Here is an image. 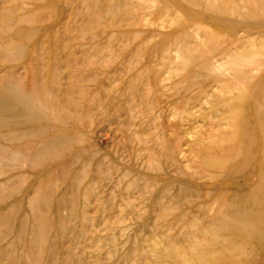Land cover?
<instances>
[{"label": "bare ground", "instance_id": "1", "mask_svg": "<svg viewBox=\"0 0 264 264\" xmlns=\"http://www.w3.org/2000/svg\"><path fill=\"white\" fill-rule=\"evenodd\" d=\"M114 1L0 0V264H130L133 238L141 264H264V73H251L264 67L259 58L264 52L242 51L245 39L221 51L224 34L218 33L199 54L185 47L181 62L168 70V104L183 105L174 117L189 118L192 105L206 103L235 129L218 132L219 144L228 145L224 154L200 145L204 170L224 171L225 179L198 183L180 171L164 123H156L166 121L165 112L144 98L149 89L140 91L130 77L131 98L123 103L113 83L117 74L102 73L92 98L66 73L75 68L72 59L61 58L71 37L68 9L78 5L80 19L73 17V24L80 25L81 38L93 42L124 2ZM164 1L193 23L264 37V0ZM173 38H165L160 48L170 50ZM220 56L225 61L214 62ZM19 68L28 85L17 76ZM213 87L217 93L209 95ZM233 87L235 104L223 96ZM97 128L104 133L99 140ZM118 134L133 144L124 147L129 162L121 160ZM110 135L111 149L102 142ZM205 137L212 144L217 139L213 133ZM232 162L233 169H226ZM234 179L242 182L232 187ZM188 191L200 201L193 210L180 196ZM93 205L106 224L90 223ZM153 207L160 213L149 212ZM154 213L157 221H149Z\"/></svg>", "mask_w": 264, "mask_h": 264}, {"label": "rangeland", "instance_id": "2", "mask_svg": "<svg viewBox=\"0 0 264 264\" xmlns=\"http://www.w3.org/2000/svg\"><path fill=\"white\" fill-rule=\"evenodd\" d=\"M147 1V6L141 7L142 5L140 3H142V0H124L120 8L114 10V12L112 11L113 14H111V12L110 16L106 20L104 19L107 24L112 25V27H109L107 26V24H105V28H101L98 30V32L101 31L102 37L93 42L86 41L81 38V30L79 29L80 25L73 24V17L75 19L77 18L78 20L80 19L77 13L78 5L72 11H69L68 9L66 18L68 23L65 26L70 30L71 37L70 40L68 39L65 43H63L67 48L66 50L64 48L65 53L62 52L61 58L64 62H68V60L70 61L72 59L71 61H74L75 68L66 70V73L67 75H73V77L76 76L75 78L78 82L79 87L84 88V91L86 92L88 97L92 98H94L95 96V81L97 82V79L100 78V74L103 73L105 75H114L116 73L117 76L113 80V83L119 95H122L121 99H123V103L127 99L131 98L132 93L129 89L131 83L129 84V80L130 77H134V82H132L133 85L138 87L140 91H143L144 88H147L150 91V93L148 95L146 94V97L144 98L149 97V100H151V102L154 101L153 107L163 108V112H165L164 114L166 121H156V123L157 126H160V124L163 125L164 123V127L167 131V137L171 140L172 149L176 153L177 159L180 164V171L182 172V174L185 177L195 178L196 182L201 184H212L218 181H222L225 179L224 171H219L216 172V174H213L212 172L204 170L207 168L203 167L204 154L200 151V145L211 144L213 149L218 151L220 154H224L228 145L226 143H224L223 145L219 144L220 141L218 139V132L222 130L231 134L235 131V129L233 127L227 126L226 123L222 121L219 114H217L218 109L214 110L210 106L211 104L207 105L206 103L203 104V108H201V106L197 107V105H192L191 110H189V113L191 115V117L189 118H187L186 114H182V116L179 115L180 117H182L181 119L180 117H174V113L179 114V112L183 110V105L181 103H177L176 105H172L174 103L168 104L171 93H169L168 89H166L165 86L171 83L170 81H167L171 78V76L167 72L169 69L174 68L176 64L181 62L178 57L183 54L182 51L185 49V47L190 46L193 50V55L199 54L200 51L203 50L208 44L207 41L210 35L218 36V33L222 35L224 34L223 39L219 43V49L221 51L225 50V48L230 49L231 44L235 40L245 39L244 47H242L241 50H250V47H252L251 51L258 53L264 52V37L256 34L255 38L254 35L250 36L244 31H239V33L232 35L231 33H227L225 29L220 30L213 25H207L205 22L203 24H198V22L193 23V21H191L187 16L181 13V11L175 9L171 5H167V3H165L166 1L164 0ZM114 2L115 1L113 0V3ZM246 12L247 11H244V13ZM70 16L71 19L68 18ZM231 18L240 20V18L238 17ZM198 26L200 28H198ZM111 35H114L115 39L111 40ZM172 36H174V38L168 45L170 50H162L160 47L163 43V40ZM108 46H112V49H108ZM232 52L234 53L235 50H232ZM67 56L68 59H66ZM259 58L264 62V56L262 58ZM225 59V56H220L217 57L214 62L225 61ZM129 68L131 69L130 72H128ZM25 73L26 72L21 68L16 70L17 76L21 79L24 78L23 80L25 85H28L29 80L27 78L25 79ZM251 73L252 76L259 77L264 73V67ZM141 76L142 78L140 79ZM226 77L232 79L228 72L226 73ZM176 78L179 79L180 77ZM86 87L88 88L86 89ZM217 90V87L209 89V95L217 93ZM71 91L74 92L75 89ZM88 92L90 94H88ZM79 93L75 94L74 96L75 102H78L81 99V95ZM237 93V87H233L231 88V95L226 94L223 96L229 98L231 103L235 104L237 100ZM211 108L212 112L210 114L209 110ZM168 109H170L171 112H167ZM98 125H100L99 122H97V126ZM212 125L216 126V129H213L214 131L211 128ZM174 129L178 130L173 136ZM104 130L108 132L110 129L104 126ZM93 132L96 135V139L98 140L101 139L100 135L104 134L102 133L103 131H101L100 128L95 129ZM212 133L216 134L217 136L216 142H213V144L209 141H206L207 138L205 137L206 135H210ZM103 139L102 142L105 148H108L110 146L109 148L111 149L114 145L112 141V135H110L107 139ZM202 139H205V143L201 141ZM115 143L118 147L120 146L121 160L124 159L125 161L129 162L130 153L124 147L126 144L130 145V147H133V144H131L129 141L126 143V140L120 134H118ZM136 145L138 146V144ZM142 155H144V153H142ZM162 160V164L164 166L165 159ZM135 164L137 163L135 162ZM232 166L233 162L230 163L226 169H233ZM168 169H171L172 173H174L173 171L176 170L172 167H168ZM239 182H242V180L234 179L230 181V184L232 185V187H235L237 186V184L235 183ZM232 191L233 188L229 189L227 192L233 193ZM81 194L82 188L79 190L78 195L80 203L82 200ZM182 194L183 195L180 196L181 199H183V203L185 202V200L190 201L187 204H191V207L188 206L190 210H193L194 208L192 209V207L200 202L192 191H188L185 194ZM181 199L179 201H181ZM151 211L160 213V208L153 207L150 208L149 212ZM157 213H154L151 217L149 215V221H157ZM81 214L82 211L80 212L79 210V216ZM80 218H83V216H80ZM89 218L92 221H90L92 225H97L101 222H104V224H106L107 222V220L100 217L95 205H93V207L89 209ZM169 218L172 217H168V220ZM179 220L180 222L191 221L188 219ZM79 223L80 222H77L75 224L78 225ZM108 223H110V221ZM106 226L107 225H105V227ZM105 227H103L104 232L102 233V235L106 234L105 230L107 227ZM137 235L139 236L140 234ZM136 241L137 240L133 238L131 246L133 248V253L128 256V260L131 259L129 260V263L132 260L134 262L139 260V242L137 241L138 244H135ZM123 254L124 251L120 250L117 253V256L121 258L123 257ZM102 255H106V252H103ZM133 261L130 264H133ZM139 261L137 264H141Z\"/></svg>", "mask_w": 264, "mask_h": 264}]
</instances>
